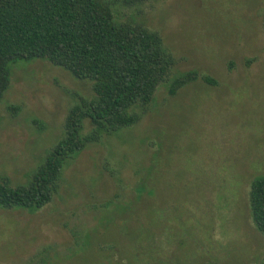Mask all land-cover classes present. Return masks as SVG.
<instances>
[{"label":"rangeland","instance_id":"374dc122","mask_svg":"<svg viewBox=\"0 0 264 264\" xmlns=\"http://www.w3.org/2000/svg\"><path fill=\"white\" fill-rule=\"evenodd\" d=\"M116 22L159 33L175 71L199 70L176 96L158 88L136 125L68 162L33 215L0 210V264H262L249 208L264 174V0L118 2ZM0 103V177L25 186L64 137L93 83L46 61L11 65Z\"/></svg>","mask_w":264,"mask_h":264},{"label":"trees","instance_id":"16d2710c","mask_svg":"<svg viewBox=\"0 0 264 264\" xmlns=\"http://www.w3.org/2000/svg\"><path fill=\"white\" fill-rule=\"evenodd\" d=\"M121 1L145 0H0V103L17 61H46L91 81L95 94L71 109L64 137L27 185L12 187L0 177V210L33 215L52 201L66 164L98 140L83 136L86 120L96 133L114 134L138 123L134 110H148L161 86L176 96L200 79L218 84L196 69L175 71L177 61L159 33L117 23L113 6ZM249 196L253 223L264 235V174L252 180Z\"/></svg>","mask_w":264,"mask_h":264}]
</instances>
